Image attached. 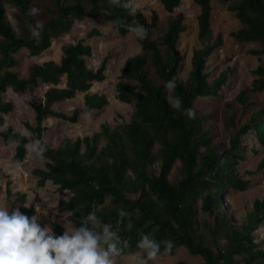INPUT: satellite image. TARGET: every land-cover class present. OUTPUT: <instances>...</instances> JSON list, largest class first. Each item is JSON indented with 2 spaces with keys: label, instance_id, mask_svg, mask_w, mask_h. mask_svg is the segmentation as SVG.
Segmentation results:
<instances>
[{
  "label": "trees",
  "instance_id": "trees-1",
  "mask_svg": "<svg viewBox=\"0 0 264 264\" xmlns=\"http://www.w3.org/2000/svg\"><path fill=\"white\" fill-rule=\"evenodd\" d=\"M34 1L0 0V125H4V115L13 109L10 101L2 99L8 89L23 92L39 84L50 85L41 100L30 103L35 125L26 124L31 132L29 137L9 126L0 131L4 145L14 144L12 160L21 163L27 156L31 158L26 145L32 139H42L43 122L47 118L74 124L81 115L108 105L105 96L87 93L93 83L105 80L108 58H103L97 69L88 68L86 58L91 55V47L83 39L63 46L58 61L31 65L26 77H19L12 70L14 54L26 49L30 56H38L50 46L52 39L67 33L75 21L105 15L116 24L120 36L133 35L141 48L139 54L124 62L122 82L116 85L117 99L132 104L133 113L123 125L111 128L103 124L92 135L64 139L55 148L47 144L43 154L45 169L35 171L38 185L50 181L59 190L71 194L59 201L58 210L69 213L68 219L74 226H79L81 217L91 211L102 222L113 224L120 236L119 257L135 253L142 256L137 243L142 233H149L157 241H173L172 250L165 252L162 247L159 256H172L176 249L184 248L190 255L201 257L204 264H264V250L255 243L253 234L264 221V197L253 201L252 210L241 225L229 218L221 197L230 190L244 191L250 183L239 178L235 168L241 159V140L250 130L264 148V110L253 113L236 131L229 132L227 146L220 149L203 128L204 116L194 109L197 98L217 95L229 72L225 68L213 81H208L205 72L209 57L222 45L221 34L212 37L210 0H193L199 7L197 39L201 47L191 55V70L186 80L179 77L182 55L177 50V41L186 30L181 14L169 20L163 34H157L154 32L156 13L147 19L129 0L119 3L51 0L54 10L46 7L51 15L38 23L42 29L37 28L40 32L37 38L32 31L36 22ZM158 1L168 13L181 3V0ZM219 1L241 24L230 36L238 43H258L260 48L251 50L250 54L264 57V0ZM3 2L18 9L19 36L6 19ZM129 6L135 9L134 13ZM136 24L147 29L144 39L129 30ZM99 35L98 29H92L86 38ZM253 75L250 91L264 92V65H258ZM62 77H65L64 86L58 87ZM173 77L177 87L174 93L167 92L164 84ZM79 93L85 94L83 103L70 114L53 110L55 103L73 99ZM245 94L239 95L240 102ZM169 95L181 98L182 110L170 107L166 100ZM188 108L194 111V118L184 114L183 109ZM226 125L235 130L232 117L226 118ZM177 163L176 176L170 180V172ZM262 169L264 157L256 171ZM6 194L13 196L8 187ZM15 198L23 200L25 195L17 193ZM19 206L22 213L34 214L33 207ZM119 209L131 214V228L127 227L129 218L117 223ZM52 227L57 235L64 230L58 223H52Z\"/></svg>",
  "mask_w": 264,
  "mask_h": 264
},
{
  "label": "rangeland",
  "instance_id": "rangeland-1",
  "mask_svg": "<svg viewBox=\"0 0 264 264\" xmlns=\"http://www.w3.org/2000/svg\"><path fill=\"white\" fill-rule=\"evenodd\" d=\"M129 2L140 10L147 19H150L154 12L157 15V23L154 32L163 34L167 29L169 20L177 14L184 18L186 30L180 34L177 41V50L182 55V64L179 69V77L186 80L191 70V55L194 50L201 46L197 39L198 25L197 16L199 7L193 0H181L180 5L172 13L165 11L158 0H129ZM211 14L210 27L212 37L217 34L222 36V45L213 51V54L206 62L205 72L208 74V81H213L220 76L225 68H229L226 83L221 86L216 96L209 98H197L194 101V109L204 116L203 128L208 131L212 143L220 149L226 147L229 142V132L232 134L249 117L264 110V92H251V84L255 76L253 70L260 64L264 65V57L258 58L250 54L251 50L259 49L258 43H238L230 33L241 28V24L230 12L220 3L219 0H210ZM54 10L51 0H36L32 4V10L36 14V22L32 31H37L38 23L45 21L51 13L46 9ZM4 14L12 26L15 34H21L20 25L16 19L18 9L3 2ZM92 29H98L99 36L86 38ZM84 40V44L90 45L91 55L86 58V65L90 69H97L103 58L107 57L105 80L93 83L87 93L103 95L108 100V105L101 110L91 111V120L81 115L77 123L71 124L60 119L47 118L43 122L44 132L42 140L53 148L57 147L64 139L74 140L83 136L92 135L100 130L103 124L113 128L123 125L130 120L133 113V105L120 102L117 99L116 85L122 82L120 74L124 62L141 52L140 45L133 35L120 36L116 32V24L109 21L105 15L96 18H87L83 21H75L70 30L52 39L50 46L38 56H30L26 49L19 50L14 54L15 65L12 68L19 77H26L29 67L33 64H40L48 60L58 61L62 47L73 44L78 40ZM1 41V38H0ZM65 77L61 78L58 87H63ZM129 84V82H127ZM49 84H39L36 87L28 88L23 92H14L8 89L3 95L4 101H10L13 109L4 115V125L9 126L23 136L29 137L31 132L26 124L34 126V112L30 103L42 99ZM246 92L243 102L238 100L239 95ZM84 93L77 94L73 99L52 106L53 110L70 114L75 108L83 103ZM245 107V108H244ZM247 107V108H246ZM232 117L235 130L226 125V118ZM252 129V126L251 128ZM241 151L239 153L238 165L235 168L237 176L250 181L244 191L230 190L223 195V208L232 222L241 225L246 215L252 210L255 199L264 197V169L256 171L258 163L264 157V148L254 139L252 130L250 134L241 140ZM14 144L4 145L0 140V204L9 207L24 204L26 200L32 199V205L36 211L45 210L47 215L41 216L42 223H58L64 228L71 226L68 219L69 213L60 212L58 203L70 197L68 191H61L50 181L38 185V176L35 171L45 169L46 160L31 159L28 156L21 162L12 160ZM179 163L175 164L170 172V180L176 176ZM149 172L151 169L149 168ZM11 190L13 196L7 197L6 188ZM25 195L23 200L15 198V194ZM31 206V207H33ZM199 206V205H198ZM35 208L34 212H35ZM255 243L264 250V221L253 233ZM140 253L128 256L116 257V264H136ZM146 264H204L199 256L190 255L184 248H178L172 256H158L155 259L145 258Z\"/></svg>",
  "mask_w": 264,
  "mask_h": 264
},
{
  "label": "clouds",
  "instance_id": "clouds-1",
  "mask_svg": "<svg viewBox=\"0 0 264 264\" xmlns=\"http://www.w3.org/2000/svg\"><path fill=\"white\" fill-rule=\"evenodd\" d=\"M119 3V0H113ZM130 8L134 13L135 9ZM35 11V10H33ZM42 29V25H37ZM129 30L139 39H144L147 29L140 24L130 26ZM37 38L39 31L34 30ZM177 87L176 78L164 84L167 92L174 93ZM170 107L182 110V100L179 96H166ZM184 114L194 118L192 109H183ZM85 118L91 120V113H86ZM6 125H0L4 131ZM31 158L43 159L47 150V141L35 138L26 145ZM32 205V199L26 200L22 207ZM36 206V205H35ZM35 206H33L35 208ZM47 215L45 210L36 211L31 216L20 211V206L9 207L0 204V264H116L115 258L120 254V236L111 223H104L94 211L88 212L80 219L79 226L63 228L57 235L51 223H42L41 216ZM131 214L124 209L118 210L117 223L128 219L127 227L131 228ZM170 252L173 241H157L152 234L142 233L137 243V248L143 253L137 257L136 264H146L144 256L148 259L157 258L162 251Z\"/></svg>",
  "mask_w": 264,
  "mask_h": 264
},
{
  "label": "crops",
  "instance_id": "crops-1",
  "mask_svg": "<svg viewBox=\"0 0 264 264\" xmlns=\"http://www.w3.org/2000/svg\"><path fill=\"white\" fill-rule=\"evenodd\" d=\"M95 83H99V82H95ZM54 106V105H53ZM94 111V110H93Z\"/></svg>",
  "mask_w": 264,
  "mask_h": 264
}]
</instances>
